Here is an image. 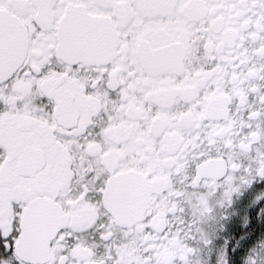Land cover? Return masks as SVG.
Instances as JSON below:
<instances>
[{
	"label": "snow or ice",
	"instance_id": "1",
	"mask_svg": "<svg viewBox=\"0 0 264 264\" xmlns=\"http://www.w3.org/2000/svg\"><path fill=\"white\" fill-rule=\"evenodd\" d=\"M262 193L264 0H0V264H264Z\"/></svg>",
	"mask_w": 264,
	"mask_h": 264
},
{
	"label": "flooded vegetation",
	"instance_id": "2",
	"mask_svg": "<svg viewBox=\"0 0 264 264\" xmlns=\"http://www.w3.org/2000/svg\"><path fill=\"white\" fill-rule=\"evenodd\" d=\"M209 12H211V10H209ZM229 13H231V8L230 7L229 8H224L223 11H222V13H221V15L216 16L215 20H213L210 23L209 28L211 29L213 25H219L221 21H224V16L226 14H229ZM229 18H231V17H229ZM246 25H247V22H245V24L241 25V27H245ZM229 33H231L232 35H235V30L232 29V28H228L227 27V24H226V21H225V32H224L225 40L221 41V44H226V43H229L230 42L227 39ZM192 34L195 35V30H193V33ZM197 39H199V37H197ZM219 46L220 45H217V47H219ZM262 194H264V193H262ZM209 219H212L214 222H216V217L215 216L210 217ZM205 223H207V220L205 221ZM218 228L222 230L223 224H219L218 225ZM216 231H217V229L214 228L213 230H211L207 234L208 235H211L213 238H215ZM259 245L260 246H264V240L259 241ZM220 256H221V259H222L223 258V248L220 249Z\"/></svg>",
	"mask_w": 264,
	"mask_h": 264
}]
</instances>
